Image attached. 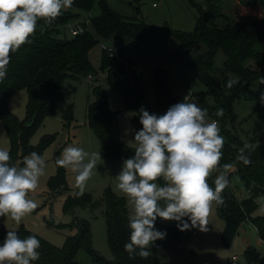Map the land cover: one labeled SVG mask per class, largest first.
<instances>
[{"label": "trees", "instance_id": "16d2710c", "mask_svg": "<svg viewBox=\"0 0 264 264\" xmlns=\"http://www.w3.org/2000/svg\"><path fill=\"white\" fill-rule=\"evenodd\" d=\"M247 1L251 5L259 1L264 8V0ZM94 3L95 0H73V5L63 10V14L50 27L43 32L38 27L35 37H30L33 40L31 44L22 45L11 55L7 78L0 81V120L4 122L12 140L11 157L12 153L16 152V148L21 151L19 157H25L31 152L42 155L54 140V136L44 135L37 145L31 144L30 140L46 117L55 114L58 103L64 100L63 87L66 79H80L94 74L90 52L98 43L95 36L89 30L70 38L60 36L61 28L77 17L75 9L91 10ZM191 3L197 7L199 13L197 26L193 32L155 27L143 19L127 17L113 10L106 0L100 1L101 14L91 17V23L100 35L105 38L115 35L118 42L129 38L145 42L152 34L175 36L181 41L175 50L179 60L184 59L197 43L204 42L208 50L194 57L191 65L207 87V92L201 99L202 109L206 108L209 117L224 123L232 116L236 100H249L258 95L250 84L258 81L259 77H264V52L256 49V43L264 40V18L245 17L231 21L223 13L225 0H207L205 5L194 0H191ZM38 25H43V21H39ZM220 49L226 54L227 67L238 77L236 79L228 76L223 84L217 83L212 77L214 57ZM124 57H126L125 63H120L119 59ZM248 59H253L257 66L247 65ZM101 71L106 72L105 81L122 93L126 110L135 112L132 122L136 130L142 127L139 123L141 107L150 113L161 115L163 108L177 103L168 84V71L159 66L155 79L157 108H151L137 65L125 50L104 51ZM230 80L237 81L231 88L228 87ZM21 89H26L29 96L25 121H20L9 108L12 95ZM92 92L95 101L89 103L87 117L89 126L101 142V155L112 161L125 160L133 156L135 148L114 137L115 113L110 110L109 95L102 85H94ZM209 96L213 98V102L208 100ZM218 108L224 110L222 117L214 115ZM72 110L73 106L69 108L66 117L70 116ZM31 119L33 121L28 124ZM221 132L229 137V143L222 148L223 157L220 160L222 166L233 163L238 150L245 143L232 140L224 129H221ZM250 143L255 145V150L250 152L252 163L247 166L243 163L234 165L229 172V185L221 193L224 204L217 206L219 216L225 220L222 242L226 247L232 245L240 226L247 219L256 226L260 237L264 239V215L253 216L258 208L257 198L264 197V139L255 132ZM235 174L243 179L249 191L248 197L239 199L231 186ZM157 182L164 184L162 178ZM208 183L215 188L214 179L210 176ZM49 186L53 193L67 186L65 168H58L57 174L49 180ZM86 196L82 194L77 195L76 198L70 197L67 208L70 210L73 206L88 204ZM103 204L106 208L111 246L116 255L114 260L105 258L93 248L90 227L82 221L79 225V233L70 237L63 247L52 245L24 226H20L16 230L20 238L35 235L41 243L38 249L40 259L32 264H83L77 258V253L82 248L90 252L97 264H164L154 254L147 259L139 257L130 259L128 253L124 251L123 245L127 242L130 231L125 197L118 196L109 187L103 197ZM156 228L166 231L167 235L165 239L155 242L151 248L152 253L161 245L171 251L176 250L186 234V230L180 231L177 224L168 225L159 217L156 220ZM7 231L5 227H0V243L3 242ZM246 257L249 264H264L261 254L253 247L247 248Z\"/></svg>", "mask_w": 264, "mask_h": 264}, {"label": "rangeland", "instance_id": "374dc122", "mask_svg": "<svg viewBox=\"0 0 264 264\" xmlns=\"http://www.w3.org/2000/svg\"><path fill=\"white\" fill-rule=\"evenodd\" d=\"M101 0H95L91 10L75 9L77 17L61 28V37H72L71 29L78 23H87V29L95 36L98 43L90 52V59L94 67V75L100 74L102 56L104 51L125 50L137 65L141 80L145 89L148 102L152 109L157 108V95L155 88L156 70L159 66L168 71V84L172 88L173 97L177 103L185 96L190 97L189 102H196L202 108V97L207 92L205 83L200 79L197 70L191 65V61L197 55L205 53L208 48L204 42L197 43L190 53L182 60L175 55L176 48L181 41L175 36L165 37L162 34H152L145 42L126 39L118 42L115 35L108 38L100 35L91 23V17L101 14ZM115 11L127 17L143 19L155 27L172 30L193 32L197 26L198 9L191 0H106ZM205 5L207 0H194ZM156 4V5H154ZM223 13L229 20L245 17L264 18V8L258 1L251 5L247 0H225ZM256 49L264 52V40L256 43ZM116 55V54H114ZM126 57L119 59L125 63ZM226 54L220 49L214 57L212 77L223 84L226 77H238L227 67ZM246 64L256 67L253 59H248ZM96 84L89 76L80 79L68 78L64 84L65 97L58 103L56 113L46 117L43 124L32 136L30 142L33 145L40 143L46 134L53 135L52 143L45 149L42 156L46 161L45 173L40 177L38 188L29 193L28 198L36 202L37 207L27 214L17 224L10 216L0 217V227L8 231H16L24 226L40 239L63 247L70 237L79 233V225L82 221L90 227L93 248L99 254L109 260L116 258L111 246L110 234L105 214L106 208L103 197L106 190L111 187L121 197L125 195L118 189L116 175L120 172L123 160H109L101 155V142L95 131L88 124L87 110L89 103L95 101L92 87ZM102 86L110 97V110L115 113L113 119L114 137L135 148L133 142L136 131L132 118L135 112L126 110L122 93L112 88L105 80ZM250 87L257 92V97L249 100H236L233 114L226 122H219L220 129L232 137V140H240L250 143L252 135L256 134L264 139V104L260 102V94L264 91V84L259 80L252 82ZM28 92L21 89L15 92L9 103L10 111L20 121L27 118ZM213 102L212 97H208ZM73 106L70 116L66 117L69 108ZM162 109L161 115L168 108ZM210 120H216L209 117ZM224 137V145L229 143V137L220 132ZM69 145L81 147L85 151L96 152L102 159L97 160V166L93 169L91 178L87 181L83 194H86L88 204L67 208L70 197L76 198L79 189L75 186V173L71 169H65L66 187L53 193L49 186V180L58 172L55 161L63 149ZM0 148L13 151L11 137L0 120ZM10 160L11 164L22 166L24 157L19 148L15 149ZM28 155V154H27ZM25 155V156H27ZM219 169L210 175L213 179ZM159 183V182H158ZM160 184V183H159ZM231 186L239 199L249 196L243 179L235 174L232 177ZM128 216L133 214L134 205L126 198ZM258 208L253 216L264 215V197L257 198ZM187 220V217L184 218ZM168 225L177 224V221L164 220ZM207 231H200L198 227H190L186 230L180 246L176 250H169L166 246L157 247L153 254L164 264H249L246 250L249 245L255 248L264 258V239L257 232L255 225L248 219L242 223L232 245L226 247L222 242V232L225 220L219 216L217 206L213 203L211 212L207 217ZM190 223V221H189ZM194 229L198 233H194ZM236 257V260L233 258ZM77 258L83 264H97L90 252L84 248L77 253Z\"/></svg>", "mask_w": 264, "mask_h": 264}, {"label": "clouds", "instance_id": "9594fccd", "mask_svg": "<svg viewBox=\"0 0 264 264\" xmlns=\"http://www.w3.org/2000/svg\"><path fill=\"white\" fill-rule=\"evenodd\" d=\"M72 5L73 0H0V81L7 78L11 55L33 42L30 37H35L38 27L43 32ZM236 83L230 80L228 87ZM259 83L264 84V77H259ZM189 101L185 96L162 115L143 107L139 110L142 127L134 134V155L123 160L116 175L118 189L134 205L127 218L129 237L123 245L130 259L149 258L155 242L165 239L166 231L156 228L158 217L177 221L180 231L190 227L207 231L213 203L224 204L221 193L229 185L230 170L236 163H252L250 152L255 145L245 143L233 163L221 166L224 137L218 121L209 119L206 108ZM260 102L264 104V91ZM214 115L222 117L224 110L218 108ZM99 159V153L69 145L55 163L76 174L75 186L82 195ZM10 160V152L0 148V217L10 216L19 224L37 207L28 196L38 188L46 161L36 152L25 156L22 166ZM217 169L213 188L208 178ZM161 178L163 185L157 182ZM40 247L35 235L22 239L16 231H7L0 243V264H32L40 259Z\"/></svg>", "mask_w": 264, "mask_h": 264}, {"label": "built area", "instance_id": "2783aa9c", "mask_svg": "<svg viewBox=\"0 0 264 264\" xmlns=\"http://www.w3.org/2000/svg\"><path fill=\"white\" fill-rule=\"evenodd\" d=\"M156 5V4H154ZM87 23H78L74 28L71 29L72 35H78L80 33H83L84 31L88 30L86 27ZM106 72L101 71L100 74H90L89 78L96 82L95 85H102V82L105 80ZM219 125V122H218ZM194 233H198V230L194 229ZM237 258L234 257L233 260H236Z\"/></svg>", "mask_w": 264, "mask_h": 264}, {"label": "crops", "instance_id": "0c3cea01", "mask_svg": "<svg viewBox=\"0 0 264 264\" xmlns=\"http://www.w3.org/2000/svg\"><path fill=\"white\" fill-rule=\"evenodd\" d=\"M242 226H243V225H242ZM242 226H241V227H242ZM255 227H256V226H255ZM256 229H257V228H256ZM196 230H197V229H196ZM257 232H258V231H257ZM248 247H252V246H251V245H249ZM262 258H263V257H262ZM263 259H264V258H263Z\"/></svg>", "mask_w": 264, "mask_h": 264}, {"label": "water", "instance_id": "95a60500", "mask_svg": "<svg viewBox=\"0 0 264 264\" xmlns=\"http://www.w3.org/2000/svg\"><path fill=\"white\" fill-rule=\"evenodd\" d=\"M32 121H33V119H31V120L28 122V124H31Z\"/></svg>", "mask_w": 264, "mask_h": 264}]
</instances>
